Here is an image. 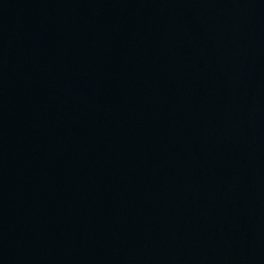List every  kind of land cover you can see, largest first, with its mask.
Masks as SVG:
<instances>
[{
	"label": "water",
	"instance_id": "1",
	"mask_svg": "<svg viewBox=\"0 0 264 264\" xmlns=\"http://www.w3.org/2000/svg\"><path fill=\"white\" fill-rule=\"evenodd\" d=\"M0 264H264V0H0Z\"/></svg>",
	"mask_w": 264,
	"mask_h": 264
}]
</instances>
